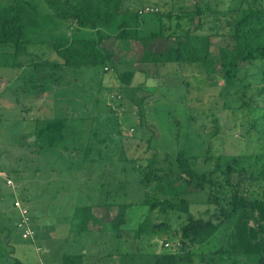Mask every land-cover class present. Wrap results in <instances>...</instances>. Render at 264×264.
Listing matches in <instances>:
<instances>
[{
	"label": "rangeland",
	"instance_id": "374dc122",
	"mask_svg": "<svg viewBox=\"0 0 264 264\" xmlns=\"http://www.w3.org/2000/svg\"><path fill=\"white\" fill-rule=\"evenodd\" d=\"M148 1L158 2L161 12L172 15L163 19V36H154L147 45L152 51L163 50L175 44L176 37L168 35L185 31V19L177 21L176 15L179 6L192 0ZM29 2L38 15L27 20L26 53L16 56L11 44H0V264H56L64 251L81 252L83 246L102 251V261L110 254L111 264H251L252 258L225 251L228 224L207 242L189 246L187 257L177 234L186 215L150 211L140 178L147 166L175 174L179 150L198 170L210 168L218 154H260L261 166L264 92L259 89L264 87V60L239 69L238 76L248 86L227 89L219 45L229 40L211 32L215 69L210 74L198 63H143L138 41L112 37L102 42L114 52L108 70L57 67L51 64L59 60L51 40L94 37L95 30L55 16L45 0ZM130 2L131 8L138 7V2ZM247 3L251 0L200 1L204 8L219 11ZM137 21L144 35L161 27L154 13L141 14ZM196 22L194 18L192 30ZM117 23L114 19L112 30ZM204 33L209 32H199ZM44 60L47 64L41 63ZM124 70L134 72L128 85L117 77ZM255 186L250 191L256 194L264 178ZM191 189L183 195L190 213L206 217L213 212L208 190ZM15 199L25 203L20 201L27 209L32 238L22 237ZM119 204H127L119 238L104 239L100 230L79 232L71 225L76 207L89 206L95 216L110 220ZM146 216L150 222H167V230L154 234L145 227L139 233ZM91 221L89 228L99 229ZM156 238L168 245L159 247ZM35 244L53 248L38 253Z\"/></svg>",
	"mask_w": 264,
	"mask_h": 264
},
{
	"label": "trees",
	"instance_id": "16d2710c",
	"mask_svg": "<svg viewBox=\"0 0 264 264\" xmlns=\"http://www.w3.org/2000/svg\"><path fill=\"white\" fill-rule=\"evenodd\" d=\"M130 1L45 0L55 16L71 19L79 28L90 27L96 33L94 37L71 39L64 43L57 39L51 40L59 57L58 61L51 64L57 67L101 66L103 71H106L108 69L105 67L113 65L114 52L102 42L112 37L138 41L143 46V54L139 59L143 63H198L210 74L215 69L210 51L213 44L210 36L212 33H221L229 40L219 45L221 75L228 89L233 85L248 86L249 84L242 82L243 79L238 76L239 69L257 60H264L262 1L251 0L246 6H235L224 11L204 8L200 5L201 0H192L188 5H181L178 10L181 13L176 15V19H185V31L180 35H168L176 37L175 44L159 51H152L147 45L154 36H163V19L171 18L172 15L161 12L158 2L152 4L148 0H132L138 2V7L131 8ZM144 13L155 14L161 26L157 32L144 35L137 30L139 15ZM37 15L35 6L29 0H0V44H11L16 56L26 53L27 20ZM194 18L197 22L192 30L190 26L194 23ZM114 19H117L118 23L112 30ZM204 30L209 33L199 34ZM41 63L47 64V60ZM22 64L18 62V65ZM133 75V70H124L119 72L117 77L128 85ZM262 79L264 80V76ZM259 92H264V87H261ZM259 155L218 154L213 157L210 168L198 170L190 157L179 150L178 169L175 174L159 173L150 166L142 170L140 182L145 192L144 203L149 205L150 211H173L186 215L177 234L181 243L180 250H183L187 257L191 254L189 246L207 242L223 224H228L230 228L225 234L228 244L225 251L250 257L251 264H264V186L256 194L250 191L256 189L255 184L260 178H264V161L261 166H257L260 164ZM153 184L155 186H152ZM191 188L208 190L207 201L214 205V210L209 215L207 213L206 217H196L190 213L189 202L183 195L187 190L192 191ZM151 189L156 194L152 197L149 194ZM126 207L127 204H119L115 216L110 220H106L104 216L96 217L89 206L76 207L70 215L71 225L79 232L87 231L88 221L92 220L101 226L102 235L106 234L104 239H112L114 236L119 238V230L125 223ZM145 227L151 228L155 234L160 230H167L168 223L150 222L146 216L138 225L139 233H142ZM165 243L168 245L163 240L162 246H167ZM35 249L38 253L42 251V247L36 244ZM84 255L83 251H64L58 263L82 264Z\"/></svg>",
	"mask_w": 264,
	"mask_h": 264
},
{
	"label": "crops",
	"instance_id": "0c3cea01",
	"mask_svg": "<svg viewBox=\"0 0 264 264\" xmlns=\"http://www.w3.org/2000/svg\"><path fill=\"white\" fill-rule=\"evenodd\" d=\"M7 187V186H6ZM3 214V213H2ZM96 217H100V216H96ZM6 221V219H5ZM6 224H8L7 222H5ZM92 225L94 224H98V223H94L92 222ZM99 225V224H98ZM10 225H8L9 227ZM90 230V231H89ZM101 231V226L99 225V229H93V228H89V226L87 227V232H98V231ZM111 238V237H109ZM89 244V243H87ZM27 245V244H26ZM53 246L51 244H49L48 246H45V247H42V251L43 253H51L50 250H52ZM83 252H84V257H83V262L82 264H111V255L107 257L109 258L107 261H102L100 258H99V255L101 256V253L102 251L100 250H97L96 252L94 251L93 249V246H88V247H84L83 246ZM92 253H96V255H93ZM48 264H53V263H50L48 262ZM56 264H60V263H56Z\"/></svg>",
	"mask_w": 264,
	"mask_h": 264
},
{
	"label": "built area",
	"instance_id": "2783aa9c",
	"mask_svg": "<svg viewBox=\"0 0 264 264\" xmlns=\"http://www.w3.org/2000/svg\"><path fill=\"white\" fill-rule=\"evenodd\" d=\"M105 68L108 69L109 67H105ZM8 183H10L9 180H8ZM14 206L19 209L21 220L17 225L22 230V236L31 238L33 235V232L30 229L28 222L26 221L27 209L21 204V202L19 200L14 201ZM165 245H167V244L165 243Z\"/></svg>",
	"mask_w": 264,
	"mask_h": 264
},
{
	"label": "water",
	"instance_id": "95a60500",
	"mask_svg": "<svg viewBox=\"0 0 264 264\" xmlns=\"http://www.w3.org/2000/svg\"><path fill=\"white\" fill-rule=\"evenodd\" d=\"M156 240H157V242H158V244H159V247H161L163 241H162L161 239H159V238H156Z\"/></svg>",
	"mask_w": 264,
	"mask_h": 264
}]
</instances>
